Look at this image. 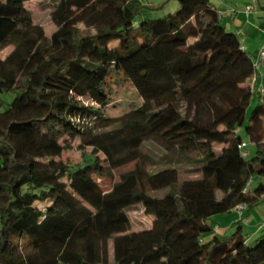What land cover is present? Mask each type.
<instances>
[{
  "label": "trees",
  "instance_id": "trees-1",
  "mask_svg": "<svg viewBox=\"0 0 264 264\" xmlns=\"http://www.w3.org/2000/svg\"><path fill=\"white\" fill-rule=\"evenodd\" d=\"M30 1L0 0V51L14 47L0 93L19 90L0 110V264H264V233L251 245L243 233L264 201V91L248 115L257 61L220 10L175 0L140 21V0H50L47 38ZM124 83L141 104L110 117ZM75 142L81 162L64 163ZM135 209L148 229L133 231ZM232 211L234 231L205 241Z\"/></svg>",
  "mask_w": 264,
  "mask_h": 264
},
{
  "label": "rangeland",
  "instance_id": "rangeland-1",
  "mask_svg": "<svg viewBox=\"0 0 264 264\" xmlns=\"http://www.w3.org/2000/svg\"><path fill=\"white\" fill-rule=\"evenodd\" d=\"M211 4L217 5L219 7L222 6V10H226V12H234V14L239 15V18L236 21V24L241 23L242 19H245L246 8L252 7L254 9L251 16H253L257 9H259V4L257 1L253 2V0H225V3H221L220 0H209ZM140 4L144 7V10L138 16V20L142 21L144 19H156L160 17H165L169 14H174L177 11L178 2L175 0H140ZM52 3L50 0H31L27 4V8L33 12V19L36 25H39L43 28L47 38H51L52 34L57 30V26L52 18L51 13ZM227 15V14H226ZM226 15L224 17H226ZM247 17V16H246ZM254 17V16H253ZM227 26V27H226ZM226 29L229 30L231 28L235 29V25L226 23ZM232 26V27H231ZM81 29H84L83 26H80ZM236 30V29H235ZM237 33V32H236ZM14 47L9 46L0 51V58L5 59L12 51ZM255 59V58H254ZM260 71V69H259ZM144 82L151 83V85L159 84L160 82H170V80L164 78L163 76H152L151 78L146 77L143 79ZM254 81V79H253ZM262 86L255 87L253 86V99L248 110V115L251 110L259 104L260 100L258 98V94L261 90ZM19 90H12L10 92L0 93V110L8 109L13 100L18 96ZM114 103L109 106L106 113L110 117H118L123 113L127 112L130 108L131 102H136L139 105L141 104L140 96L138 95L137 90L133 85H129L128 83H124L117 89V93L113 96ZM248 124V116L246 117V121L243 127L239 130L240 136L244 141L248 142L247 135L245 133V126ZM150 150L152 154H154L156 158H160L163 155L161 148L153 142H148L146 144V148L144 149V154ZM249 150L251 154H254L255 147L250 145ZM87 152H91V149H87ZM149 152V151H148ZM101 158L103 156L99 154ZM81 152L77 149V143H74V148L71 151H65L60 160L64 163L70 165H76L81 162ZM135 167V163L129 164L121 169H118L114 172V179L110 180H102L98 179L97 181L100 183L101 187L104 191H110L114 183L120 180L121 175L132 171ZM150 171L157 169L156 166H148ZM162 194V193H160ZM42 206V205H40ZM246 220L244 221V229L243 233L249 245L253 244V241L256 237L262 235L264 230V201L260 203L256 208H252L249 212H246ZM228 217H224L223 215H217L212 217L211 222L214 226H219L223 229V232H218L216 227L210 233L204 235V240H210L214 235L223 236V234L230 235L231 232L234 231V222L228 223ZM234 219H237V214L234 215ZM239 219V218H238ZM131 220L133 222V231H142L146 230L150 227L152 218L146 216L141 209H135L131 212ZM261 226V227H260Z\"/></svg>",
  "mask_w": 264,
  "mask_h": 264
},
{
  "label": "crops",
  "instance_id": "crops-1",
  "mask_svg": "<svg viewBox=\"0 0 264 264\" xmlns=\"http://www.w3.org/2000/svg\"><path fill=\"white\" fill-rule=\"evenodd\" d=\"M220 1L221 3H225V0ZM257 2L259 4V9H257L256 13L253 15L254 17L246 15L247 17L245 16V19L243 18L239 24H236L239 15L234 14V12L229 13L226 12V10L223 11L220 2H218L219 7L213 4L222 13V23L224 26H226V23L235 25L236 30L233 28L229 30L238 33L243 47L252 55L253 59L255 58V62L258 60L259 51L264 45V0H257ZM225 15L226 17H224ZM251 84L255 87L264 86V64L257 73V79L254 81L252 80ZM234 215H236V212L232 211L230 214H224L223 218L228 217V223H231L232 221L235 222L236 219H234ZM216 229L218 232H223V229L219 226H217Z\"/></svg>",
  "mask_w": 264,
  "mask_h": 264
},
{
  "label": "built area",
  "instance_id": "built-area-1",
  "mask_svg": "<svg viewBox=\"0 0 264 264\" xmlns=\"http://www.w3.org/2000/svg\"><path fill=\"white\" fill-rule=\"evenodd\" d=\"M255 1H257V0H253V2H255ZM253 11H254V9L251 6L246 8V14L247 15H251V13H253ZM263 64H264V45L259 51L258 60H257L256 65H255L257 71H259V69H261ZM256 79H257V77L254 78V80H256ZM261 90L264 91V86L261 88ZM244 145L245 144H243V146Z\"/></svg>",
  "mask_w": 264,
  "mask_h": 264
}]
</instances>
